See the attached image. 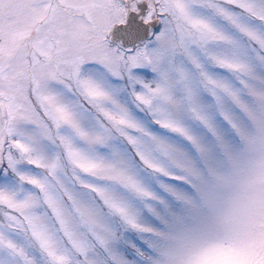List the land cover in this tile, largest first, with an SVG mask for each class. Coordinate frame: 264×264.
<instances>
[{
    "label": "snow or ice",
    "instance_id": "snow-or-ice-1",
    "mask_svg": "<svg viewBox=\"0 0 264 264\" xmlns=\"http://www.w3.org/2000/svg\"><path fill=\"white\" fill-rule=\"evenodd\" d=\"M0 264H264V0H0Z\"/></svg>",
    "mask_w": 264,
    "mask_h": 264
}]
</instances>
